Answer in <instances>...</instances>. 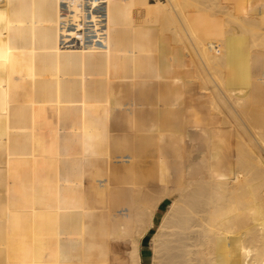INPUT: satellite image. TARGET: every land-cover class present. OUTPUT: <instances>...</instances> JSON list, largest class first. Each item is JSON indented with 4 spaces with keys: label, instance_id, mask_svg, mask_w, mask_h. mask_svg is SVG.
<instances>
[{
    "label": "bare ground",
    "instance_id": "6f19581e",
    "mask_svg": "<svg viewBox=\"0 0 264 264\" xmlns=\"http://www.w3.org/2000/svg\"><path fill=\"white\" fill-rule=\"evenodd\" d=\"M166 199L149 264H264V0H0V264H142Z\"/></svg>",
    "mask_w": 264,
    "mask_h": 264
},
{
    "label": "rangeland",
    "instance_id": "374dc122",
    "mask_svg": "<svg viewBox=\"0 0 264 264\" xmlns=\"http://www.w3.org/2000/svg\"><path fill=\"white\" fill-rule=\"evenodd\" d=\"M52 131V130H51ZM46 132H49V131H46ZM45 132V133H46ZM53 133V131L52 132H50V133H48L49 135L51 134V135H53L52 134ZM47 134V133H46ZM47 134V135H48ZM53 137V136H52ZM54 138V137H53ZM209 159L210 158H207L206 159V161H207V163L206 162H204V164H203V167L205 166H210V163H208V161H209ZM223 166V167H222ZM224 167L226 168V166H225V164L224 163H221L219 166H217V169H218V171H219V169H220V172H221V174H225V173H227L226 171H225V169H224ZM210 167L208 168V171L210 172L212 169H210ZM217 169H215L216 171H217ZM224 171V172H223ZM252 175L253 174H251L250 173V176L249 175H247L246 177L247 178H249V180H252L253 178H251L252 177ZM171 199H166V202L164 203V204H162V206L160 207V209H159V211H158V213H157V216H156V218H155V227L154 228H152L151 229V231L147 234V236L144 238V240H143V244H142V264H149L150 263V259H151V252H150V242H151V235H152V232H154L156 229H157V225H158V223L160 222V219H161V216H162V214H163V212L167 209V205H166V203H167V201H170ZM36 212H38V213H44L43 212V210H41V209H37L36 210ZM18 214H20V211H16V215H18ZM160 216V217H159ZM25 221L24 220H20V219H15L14 221H13V223H11L10 224V226L12 227H14V228H16V230H17V228L19 229V231L20 232H23V234L24 233H26L27 235L29 234V232H31V231H28V228L27 227H25L26 229L24 230H22L21 229V227H24L25 226ZM9 225V224H8ZM8 225H6V226H4V227H7V229H10V226L8 227ZM3 226V225H2ZM17 226V227H16ZM11 228L12 230L14 229V228ZM42 227V226H41ZM3 228V227H2ZM43 228H44V226H43ZM54 227H52V229H53ZM10 229V230H11ZM15 230V229H14ZM154 230V231H153ZM34 236L32 237V238H38L39 236H40V232H39V230H37V228H36V231H34ZM25 234V235H26ZM38 235V237H36ZM26 239V238H25ZM23 240V239H22ZM23 241H25V240H23ZM28 244H29V242H27ZM38 243V242H37ZM36 243V246L35 247H40V245L39 244H37ZM34 245V244H33ZM52 251V254L50 255V258L51 259H49V260H47L46 258H43V255H38V257L36 258V260H35V262L33 263V264H57V259H56V256H55V250L54 249H51ZM21 253V251L20 252H15L14 253V255L15 256H13V257H9L8 258V260L9 261H6L7 262V264H22V261L20 260V257H18V255ZM68 256V255H67ZM83 261L84 260H82L81 259V261H79V263L78 264H83ZM60 264H62V262L60 263Z\"/></svg>",
    "mask_w": 264,
    "mask_h": 264
}]
</instances>
